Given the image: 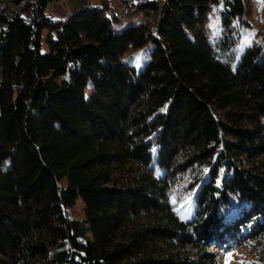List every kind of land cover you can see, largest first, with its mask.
<instances>
[{
	"label": "trees",
	"instance_id": "1",
	"mask_svg": "<svg viewBox=\"0 0 264 264\" xmlns=\"http://www.w3.org/2000/svg\"><path fill=\"white\" fill-rule=\"evenodd\" d=\"M55 1L0 0V264H219L248 244L264 264V45L238 59L245 1L122 0L143 18L120 31L109 0L66 19Z\"/></svg>",
	"mask_w": 264,
	"mask_h": 264
},
{
	"label": "rangeland",
	"instance_id": "2",
	"mask_svg": "<svg viewBox=\"0 0 264 264\" xmlns=\"http://www.w3.org/2000/svg\"><path fill=\"white\" fill-rule=\"evenodd\" d=\"M78 1V0H76ZM89 5H102L103 0H90ZM147 0H133L135 4L145 2ZM246 9L243 14L244 19L247 22L241 23L240 38L236 46V52L238 59L242 56L246 47L252 42L253 38L262 42L264 45V10L262 8V0H244ZM109 4L115 7L113 12H109V16L113 19V24L116 30L120 31L128 25L135 24L143 18L136 7H128L122 0H109ZM75 3L73 0H56L51 3L46 13L53 19H66L74 10ZM78 6L81 7L80 4ZM223 6V0L218 4L213 5L212 10L216 12ZM83 7V6H82ZM117 17V18H115ZM259 32V36H255V33ZM135 57H139V60H143L144 53L142 50L136 52ZM142 66L139 63L138 66ZM1 112V109H0ZM187 182L182 181L175 184L171 189L173 196L174 206L177 209L178 214L183 219H190L193 216L192 201L187 200L189 191L186 188ZM194 206V205H193ZM73 215L77 217L83 216V205L79 200L72 209ZM219 264H259V259L255 251H253L250 244L238 247L237 249L221 253L219 257Z\"/></svg>",
	"mask_w": 264,
	"mask_h": 264
},
{
	"label": "crops",
	"instance_id": "3",
	"mask_svg": "<svg viewBox=\"0 0 264 264\" xmlns=\"http://www.w3.org/2000/svg\"><path fill=\"white\" fill-rule=\"evenodd\" d=\"M73 1L75 3V5H74L75 6V10L81 8L82 6L84 7V6H87V5L91 4L90 3L91 2L90 0H78V1L73 0ZM78 4H80L81 7L78 6Z\"/></svg>",
	"mask_w": 264,
	"mask_h": 264
},
{
	"label": "built area",
	"instance_id": "4",
	"mask_svg": "<svg viewBox=\"0 0 264 264\" xmlns=\"http://www.w3.org/2000/svg\"><path fill=\"white\" fill-rule=\"evenodd\" d=\"M166 0H161V2H165Z\"/></svg>",
	"mask_w": 264,
	"mask_h": 264
},
{
	"label": "snow or ice",
	"instance_id": "5",
	"mask_svg": "<svg viewBox=\"0 0 264 264\" xmlns=\"http://www.w3.org/2000/svg\"><path fill=\"white\" fill-rule=\"evenodd\" d=\"M137 59H139V57H137Z\"/></svg>",
	"mask_w": 264,
	"mask_h": 264
}]
</instances>
